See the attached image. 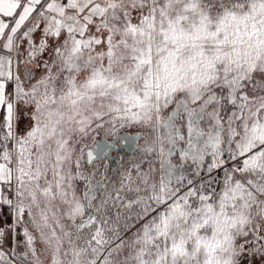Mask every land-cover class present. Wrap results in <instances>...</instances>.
<instances>
[{"label": "snow or ice", "instance_id": "snow-or-ice-1", "mask_svg": "<svg viewBox=\"0 0 264 264\" xmlns=\"http://www.w3.org/2000/svg\"><path fill=\"white\" fill-rule=\"evenodd\" d=\"M0 264H264V0H0Z\"/></svg>", "mask_w": 264, "mask_h": 264}]
</instances>
